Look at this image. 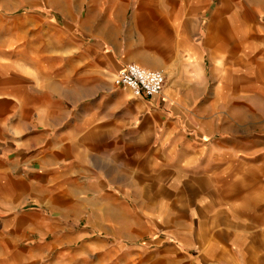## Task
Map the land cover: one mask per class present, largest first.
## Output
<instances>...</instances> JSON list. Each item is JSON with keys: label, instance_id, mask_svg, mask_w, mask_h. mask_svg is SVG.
<instances>
[{"label": "crops", "instance_id": "0c3cea01", "mask_svg": "<svg viewBox=\"0 0 264 264\" xmlns=\"http://www.w3.org/2000/svg\"><path fill=\"white\" fill-rule=\"evenodd\" d=\"M27 11L61 35L63 87L0 61V264H264V0ZM128 64L162 93L115 86Z\"/></svg>", "mask_w": 264, "mask_h": 264}, {"label": "rangeland", "instance_id": "374dc122", "mask_svg": "<svg viewBox=\"0 0 264 264\" xmlns=\"http://www.w3.org/2000/svg\"><path fill=\"white\" fill-rule=\"evenodd\" d=\"M20 8L15 6L14 0H0V61L5 59H18L20 63L33 64L38 73L48 78L55 79L53 82L63 87L60 80V66L54 61L62 57L61 35L53 31L51 24H47L46 19L30 20L27 11L28 0H20ZM17 4V3H16ZM59 24V22H57ZM56 24V25H57ZM36 31V33H35ZM5 60V61H6ZM31 61V62H30ZM114 76H111V81ZM87 85V84H86ZM132 93V91H130ZM133 95V93H132ZM258 105L264 110V98L259 99ZM260 124L263 126L264 117L262 115ZM4 264H12L14 259L5 258ZM22 264H44L49 259L45 258H21ZM86 262L93 259L86 258ZM24 262V263H23ZM149 259L148 264H153ZM117 264H124V259L117 258ZM133 264H141L140 259H133Z\"/></svg>", "mask_w": 264, "mask_h": 264}, {"label": "built area", "instance_id": "2783aa9c", "mask_svg": "<svg viewBox=\"0 0 264 264\" xmlns=\"http://www.w3.org/2000/svg\"><path fill=\"white\" fill-rule=\"evenodd\" d=\"M113 83L130 89L135 97L152 98L162 93L166 80L161 71L128 64L114 75Z\"/></svg>", "mask_w": 264, "mask_h": 264}]
</instances>
